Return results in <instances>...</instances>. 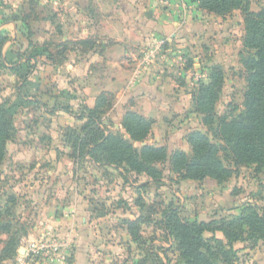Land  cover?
Returning a JSON list of instances; mask_svg holds the SVG:
<instances>
[{
	"label": "crops",
	"instance_id": "1",
	"mask_svg": "<svg viewBox=\"0 0 264 264\" xmlns=\"http://www.w3.org/2000/svg\"><path fill=\"white\" fill-rule=\"evenodd\" d=\"M24 3H14L17 9L11 16L3 10L6 17L19 15V11L26 9ZM28 6L32 47L47 45L56 33L59 45H47L54 56L67 43L92 40V48L86 51L80 45L67 44L65 62L55 70L51 81L45 78L44 71L37 70L19 84L10 103L18 111L29 105L37 110L22 114L23 121L30 117L29 126L17 128L13 123L15 136L6 145V157L0 166V190L6 191H1L0 207L8 205L7 199L13 197L15 205L32 210L21 242L24 252L43 235L56 245L51 264H113L111 245L119 239L107 243L99 233L101 220L111 212L99 214L91 208L87 193L76 184V161L70 157V147L57 139L64 138L61 120H65V125L74 122L73 116L62 108L74 113L80 108H92L100 94L109 93L114 97L111 117L118 125L126 111H133L152 121L149 137L152 133L155 137L149 143L163 146L154 142L158 140L157 130L171 129L170 119L188 108L192 112L186 84L193 83L198 75L204 76L213 64H219L209 61L204 67L201 51L195 45L212 30L209 20L214 15L198 10L196 0H31ZM21 24L20 18L0 24V32L5 31L11 39L1 49L2 59L19 65L25 60H19L17 53L27 54L31 50L28 41L23 50H18L23 31L15 27ZM153 41L164 43L160 59L138 71L133 56H139ZM182 59L187 62L184 67ZM42 61L49 65L45 59ZM6 71L20 80L19 73ZM138 177L147 179L143 175ZM206 180L209 179L201 182ZM213 219L216 218L197 221ZM126 220L131 219L122 218L116 228L121 231L124 244L131 243Z\"/></svg>",
	"mask_w": 264,
	"mask_h": 264
},
{
	"label": "trees",
	"instance_id": "2",
	"mask_svg": "<svg viewBox=\"0 0 264 264\" xmlns=\"http://www.w3.org/2000/svg\"><path fill=\"white\" fill-rule=\"evenodd\" d=\"M196 4L198 10L221 19L231 16L236 10L242 15L245 31L243 48L246 53L239 56L245 83L241 109L233 107L222 116L216 114V104L224 86L225 74L220 66L212 65L208 69L206 80L200 82L196 93L191 95L192 112L200 117L202 125L211 133L212 140L206 134L193 131L185 138L188 153L178 150L168 154L164 146H140L151 133L152 121L133 111H126L120 122L128 139L119 133L110 132L107 129L109 122L104 124L107 113L104 105L107 97L112 102L114 97L109 93H102L92 108L84 107L76 118L82 122V127L79 131L68 134L75 138L71 144L70 138L65 134V139L69 140L67 142L71 159L77 162L82 152L95 166H115L121 169L120 174L123 176L143 175L155 187L163 185L156 169V165L163 163H168L169 172L180 181L201 182L209 179L218 185L226 183L239 167H253L255 172H264V10L250 11V0H196ZM18 14L7 18L3 9H0V24L20 18L24 25L31 19L26 15L22 18L20 15H24L23 11ZM2 37L0 35V51L6 40V36ZM67 44L80 45L86 51L92 48L89 40ZM67 44L63 45L62 52L54 56L48 51L47 45L36 48L28 41L31 50L22 57L25 63L14 65L10 71L19 73L24 82L31 71L42 70L46 74L45 78L51 81L55 70L65 62ZM57 56H60L61 61H55ZM42 59H46L49 65ZM7 107L6 102L0 104V166L6 157V145L15 135L13 116L7 111ZM62 111L73 115L67 107H63ZM221 156L231 166H227ZM7 202L8 205L15 204L13 197H9ZM8 205L0 207V230L3 231L10 229L9 225H1ZM167 206L169 210L164 214L162 224L167 237L174 242V250L182 264H233V245L243 241L244 235L257 241L264 239V218L251 205H246L236 216L208 222L184 220L177 207L172 204ZM124 224L131 242L138 243L141 239L139 218L126 220ZM217 234L222 239H218ZM206 235L211 237L206 238ZM15 252L16 246L11 247L10 243H6L2 251L5 257H11Z\"/></svg>",
	"mask_w": 264,
	"mask_h": 264
},
{
	"label": "rangeland",
	"instance_id": "3",
	"mask_svg": "<svg viewBox=\"0 0 264 264\" xmlns=\"http://www.w3.org/2000/svg\"><path fill=\"white\" fill-rule=\"evenodd\" d=\"M17 1L0 0V9L5 10L11 16L12 12L17 9V7H14V3ZM30 1L22 0V2H25L24 7H26L24 11L22 10L24 15H20L22 18L25 15L29 18L31 17L28 6ZM260 10H264V0H250V11L259 12ZM209 22L211 27H213L212 30L206 33L205 37L201 36L204 38L202 40L199 38L195 45L198 46V51H201L204 67L207 66L209 61L216 62L219 63L217 65L222 68L225 74L224 86L216 104V114L222 116L233 107H237L240 110L242 106L245 83L239 56L241 53H246L243 48L245 31L242 15L237 10L225 19L214 16L210 18ZM54 25H57V23H54ZM58 27H55V32L58 31ZM15 30L23 31V38H19L21 44L17 43L18 47H20L18 50H23L30 37L28 24H21V27H15ZM3 34L6 35V40L2 44L1 49L7 44L8 40H11L5 31L0 32L1 38H3ZM58 41L59 39L54 33L47 45H59ZM22 54L17 53L19 59H22L24 55ZM160 55L161 52L156 57L155 63L159 61ZM45 61L47 60L45 59ZM55 61H61L60 56H57ZM18 63H9L2 59L0 54V65H2L0 69V104L4 102L8 104L7 111L12 116L15 114L13 123L15 122L17 128L23 127L24 124L25 126L31 124V122H28L30 117H27V120H22L23 113L28 115L29 112L37 110V107L29 105L18 111L10 103L17 94L19 84L23 83V81L22 79L18 81L6 70H12L14 65H19ZM180 63L181 67L187 64L184 59L180 60ZM196 69L198 70V66ZM203 72L205 71L203 70ZM204 74V76L198 75L194 77L195 81L193 83L186 84L188 85L187 93L191 95L194 92L196 93L199 83L207 78L208 72ZM106 99L107 103H105L104 107H106L107 113L104 117V124L107 125L109 122L110 126L107 129L110 132L119 133L125 139H128L121 126H119L122 117L119 119V125L111 117L114 102L108 97ZM82 111L83 108H80L76 113L72 112L74 118L72 125L71 121L68 125H65V120H61V125H63L62 137L64 136V138L60 139L58 137V142H63L64 140L68 144L65 134L67 133L68 135L70 132L75 133L80 130L82 122L77 121L76 118ZM37 117L41 126H44L43 120L39 116ZM38 119L35 120V123H38ZM169 124H172L171 129L168 127L166 131L163 129L157 130L158 140L154 141L155 144H162L166 147L168 154L178 150L189 152L186 136H184L187 131V134L193 131L201 132L212 140L211 133L202 125L200 117L193 112H189V108L186 112L180 114L179 117L170 119ZM179 130H183V132L178 133ZM69 135L67 138H70V141H68L71 144V141L75 138ZM37 137L39 136L37 135ZM154 137L155 133H152L140 146H154L149 143V140L151 138L154 139ZM20 141H23V138ZM26 141H28V138H26ZM80 154L82 156L76 162L77 170L73 171L77 186L80 190L87 193L86 197L90 201V206L97 213L105 214L111 212L110 215L103 217L101 220L99 233L103 239H106L107 243L113 244L114 239H119L116 245H111L110 252L115 259L113 264H182L174 250V242L167 237L164 231L165 227L162 224L164 214L169 210L168 204L177 207L180 211V216L184 220L189 221L195 219L206 221L210 218L218 219L236 216L246 205L254 207L259 215L264 218V172H255L253 167H239L235 171V176H232L223 185H217L209 180L201 183L182 182L178 180L177 176L169 172L168 163L158 164L156 169L160 173L159 181H162L163 185L155 187L151 182L147 183L149 178H140L134 174L123 176L120 174L121 169L115 166L95 167L83 156L82 152ZM221 160L227 166H231L226 162L224 156H221ZM1 191H6L2 190V188L0 190V199L3 200ZM5 210L1 225H9L10 229L8 231L0 230V264H18V261L26 255L21 242L27 233L29 213H32V210L28 207L23 208L17 203L16 205L9 204ZM124 217H129L131 220L139 218L141 239L138 243L124 244L122 242V233L116 228L120 225L119 221ZM216 236L218 239H222L220 234ZM210 237V235H206V238ZM242 240L233 245V249H235L233 264H264V239L257 241L248 235H244ZM6 243H10L11 247L13 245L16 246V252L11 257H5L2 253ZM212 245L214 246V244Z\"/></svg>",
	"mask_w": 264,
	"mask_h": 264
},
{
	"label": "built area",
	"instance_id": "4",
	"mask_svg": "<svg viewBox=\"0 0 264 264\" xmlns=\"http://www.w3.org/2000/svg\"><path fill=\"white\" fill-rule=\"evenodd\" d=\"M162 41H153L139 56H133V62L138 71L145 70L152 66L156 57L162 52ZM56 245L47 236H40L39 239L30 245L26 250V255L19 261V264H51L53 255L56 254Z\"/></svg>",
	"mask_w": 264,
	"mask_h": 264
}]
</instances>
